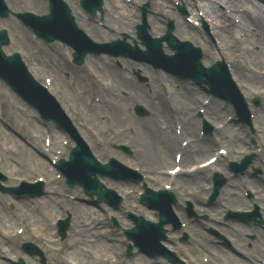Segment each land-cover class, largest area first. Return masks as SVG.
<instances>
[{
	"label": "rangeland",
	"instance_id": "374dc122",
	"mask_svg": "<svg viewBox=\"0 0 264 264\" xmlns=\"http://www.w3.org/2000/svg\"><path fill=\"white\" fill-rule=\"evenodd\" d=\"M65 1L76 17L75 22L91 37L99 40L98 38L100 37L98 33L92 32L88 27L91 16L81 10L79 0ZM146 1L147 0H143L142 2H140V0H131V3H125L124 0L120 1L119 4L123 8L120 9V11L112 10L109 12L113 18L115 16L117 19L116 22L113 19L108 23L109 31L110 29L111 31H119V33L109 32L111 33L110 37L116 38L121 37L123 33L127 34V30H130L127 27L128 25H130L133 30L134 26L140 22L139 6ZM149 1H151L150 3L152 5V0ZM162 1L164 2V0H153V2L157 3ZM5 3L12 12L31 11L36 14H44L47 13L48 9L46 0H5ZM168 5H171L170 2ZM172 11L175 13H170L172 17H169V19H173L175 27L174 34L179 39L189 40L195 46L200 47L202 51L201 63L203 65L209 66L215 60L220 59L225 60L227 63L224 56L231 53V57L239 59V62H241L239 64H241L243 68V73L239 72L236 74V80L238 81L236 82L246 100L253 94H258L261 99L264 100V96H262L264 93V82L262 81L264 55H262L259 50H255V46L251 47L250 52H241V57L239 58L236 56L239 53L238 45L231 42L232 40L229 39L228 41L226 39L228 43H231V47L228 50H222L220 48V40L222 37H218L210 28L208 29L213 33V37H210L203 27L195 31L190 29L187 30L179 21V17H183L182 13L178 11V14H176L175 10ZM149 12L150 6L146 17L148 33H150L151 36L155 34L163 35L166 30V27L163 29V25L164 23L167 24V22L163 19L161 20V17H155V19L149 17ZM121 13L125 14L127 19L126 17L120 16L119 14ZM120 20L123 22L118 23ZM153 20H155L154 24ZM99 21L101 22L99 16H96L90 23L97 26V22ZM117 23L120 24V26L117 25ZM155 23H157V25ZM158 25L162 30H156L159 34L156 32L152 33L151 31L153 29L155 30L154 27H158ZM0 28H7L10 38V44L4 47V51L8 54L19 52L31 73L39 82L49 84L46 81H51L49 90L56 96L67 114L78 126L80 132L86 136L90 143L97 146L100 144V141H104L103 143H105L104 148L106 151L102 148H97L96 150V155L99 158L106 159L107 156L113 153L111 148L112 143L125 142L126 140L132 141V143L135 144V148L133 147L135 155L129 157L117 152L119 159L121 158V160H124L127 164L140 165V170L144 174L150 173L152 169L153 171L151 173L155 175V178L156 176L158 177L157 180L160 182L161 187L172 183L171 178H159V176H162L159 175V167L164 170L172 169L174 166L173 155L178 148L174 147L169 150L170 162H166L164 158L160 160L155 159L154 161L148 159L147 152L153 151L157 152V154H161L164 151H162L158 145H156L158 149L155 145H151V149H148L150 147L149 139L146 137L145 130L148 131V127H150L151 133L158 135L161 132L157 127L168 123L167 121L160 122L161 120H157L159 116L154 113L153 107L146 105L147 100L142 96L146 92L145 83L140 82L138 78L133 75V72H127L123 68L117 66L115 60L113 61L104 55L97 57L89 56L82 66L73 67L69 63L70 49L67 46L57 41L45 44L40 39H37L31 30L24 26L13 13L8 14L7 18H0ZM102 30L104 32L107 31L105 29ZM263 37L264 36H262L257 43L260 48L264 47ZM133 38L137 39L134 31ZM203 38L205 41L213 44V47L210 45L212 48H209L207 45L203 44ZM214 40L218 48L214 46V42H212ZM163 50L166 53H171V49L167 47V44H163ZM213 51L214 54H211ZM222 52L223 55H220ZM230 58L229 60H233ZM121 64H124V61H121ZM139 67L141 68L139 71L141 76L148 78L149 73L151 74V76H149L150 84L153 79L152 77L155 75H160L164 78L165 85L162 87L165 89H162V87L160 88L162 94H166L167 92H169L167 94H170L171 90L174 89L175 92L172 94L173 103L183 112L182 114L184 116H187L188 113H195L197 110L196 108H199L198 104L197 106L196 104L192 106L194 98H197V100L203 99L204 101L207 98L205 91L201 90L200 93L197 94L196 89H198V86H192L190 84H186V87L184 85L182 86L184 82H180L174 77H169L167 74L152 68L150 65H140ZM143 67L146 68L147 71H144ZM230 70L232 73L234 72L232 67ZM144 73L147 76L144 75ZM241 75L245 78H242L243 76ZM250 76H257L259 78L253 77L250 79ZM139 84H142L141 91L137 87ZM191 87H194V89H190ZM179 93L192 96H190L189 100L187 99V101H184L182 105H180V100L179 103L175 102V99L180 98ZM137 103L145 104L151 111V115L149 114L145 117L148 122L141 121V127L137 120H142L144 118H138L132 110L133 106ZM163 103L165 104L166 110V103L164 101ZM217 107H220L221 110H218V112L215 111L214 116L208 115L207 110L204 114L205 119L209 120L213 125L219 126L220 122H224L225 117L235 116L234 109L231 105L217 100ZM187 109L190 111H185ZM166 111L169 112L168 110ZM34 112L33 109L27 107L19 99H16L8 88L0 84V169L8 176L9 184H14L21 179L31 182L35 181L37 177L43 176L45 177L44 189L46 190V195L42 198L22 201V204H16L15 201L9 197L0 196V264H13L10 262V258H14V256L21 257L25 264H38L39 258L37 256L33 257V255H31L30 257L20 252L19 247L24 242H30L41 250L43 256L46 257L47 264L51 263L50 259L52 257L53 264H62L63 261V264H67V261L74 262L73 264H169L164 258H150L146 257L143 253L134 254L129 260L125 258L124 248L127 244V240L123 235V228L131 227V221L126 217V212L131 211L150 222H157L158 218V212L155 209L148 208L145 203L139 202L136 197L137 192L141 190V184L131 186L125 184L121 186L120 184L104 180L110 188H114L120 194L125 195L126 191L130 188H133V193L131 197L124 198L122 208L118 212L110 210L105 205H100L99 207L92 205L86 202L88 198L82 194L80 188L76 186L74 189L69 190L68 185L63 179L60 180L56 178L57 172L52 169L47 159L39 155L35 150L29 148L4 125V123H7L10 128H14L21 133L22 136L27 138L30 143L42 147L36 144L35 141L38 139L35 140L33 134L37 133L36 135H40L49 128L51 131L52 128H48V126L42 127L39 119L34 120L32 118ZM168 120L171 121V115ZM169 124L173 130L172 123ZM255 126H257V131L262 128V132H260V136L257 139V141H260H258V146H252V150L258 152L261 147H264V115L255 123ZM259 126L260 128L258 129ZM158 128L161 129V127ZM221 131L226 135L225 140H223L225 143L230 145L233 143L236 144V148L233 146L229 147L231 149L233 148L234 152H239L233 155L234 161H239V158L247 154L246 147L249 142V136L251 135L249 134L248 128L246 126H238L237 128L232 124L227 128H223ZM86 132L89 133L90 137ZM50 134L52 135L51 141L55 144V147H52L54 150L58 149L60 151L63 135H57L56 131L55 133L50 132ZM235 134L241 137L238 143ZM43 137L42 135L39 138V142L41 140V145ZM255 137L257 136L255 135ZM210 144L214 147L211 139ZM106 145H108V150ZM138 147L141 148L142 154L138 153ZM229 147L226 148H228L230 154L231 149ZM210 152H207V154L203 156H199L198 159H207L211 155ZM226 157H228V155ZM226 157H224L225 160L222 162L223 164L221 166L210 165L211 167H209L208 170L203 171V179L200 183L190 182L184 184L183 178H175V180H173L172 186L175 187V190H172L173 192L178 191V189L187 192L185 196L178 195L179 199L177 204H183L186 201L185 198L191 200L192 209L199 215V219L190 224L191 219L185 217L186 214L182 209L183 207L176 205L173 211L182 222L183 227H181V231L170 233L167 232L169 231V226L163 227L168 235L162 244L175 252L181 259V264H245L246 262L243 259L239 258L238 255L229 249L230 244L233 251L248 250L249 253L253 252L256 256H264V248L262 247V245H264V230L262 228L244 227V225L239 223H227V225H224L225 223L222 218L228 209L242 210L251 206L252 201H249L248 198L245 197L246 191H251L253 194L254 190L262 187L263 191L261 194L264 195V185L257 181L255 182L254 179L249 178L248 175L239 176L240 178L233 177L227 168L230 159H226ZM262 162L264 163V160H261V162L257 160L256 163L264 168ZM144 169L146 171H144ZM214 170L227 176L228 180L226 185L221 189L216 203L210 206L208 199L212 187L211 174ZM144 176L148 181L149 179L146 178V175ZM148 183L147 185L151 189H156L155 185L151 184L150 180ZM197 183L201 185L199 189ZM203 187L204 192L202 190ZM65 190L67 191L65 192ZM64 192L67 195H75L81 199L84 197L85 201H80L78 199L77 201H72L71 199H67V197L63 196ZM255 197L256 196H254V198ZM254 200L260 205L264 203V201H261L258 194ZM45 204L47 206L44 207ZM45 210H47V214L44 212ZM65 211L72 212L74 217L73 230L69 238L67 237L63 242L52 243L54 236L52 222L58 215H63ZM110 215H115L119 227H113L112 223L108 221ZM188 224H190V226ZM19 229L21 232H19ZM184 232L188 234L189 238H187V240L180 239V236ZM249 232H260L263 237L259 240V243H256V241L250 244L246 236ZM221 236L230 240L231 243L224 242ZM221 240L223 241L222 243ZM217 243H221L222 245ZM225 244H228L229 248L228 245ZM68 248H71V250ZM68 254L69 257L67 256ZM256 262L258 263V261Z\"/></svg>",
	"mask_w": 264,
	"mask_h": 264
},
{
	"label": "bare ground",
	"instance_id": "6f19581e",
	"mask_svg": "<svg viewBox=\"0 0 264 264\" xmlns=\"http://www.w3.org/2000/svg\"><path fill=\"white\" fill-rule=\"evenodd\" d=\"M103 2H104V5H103L104 10L103 11H106V12H105L104 17L102 18L101 21L104 24V26L106 27V26H108V23H110V21H112L113 19L115 22L117 21L116 17L114 16V18H113L109 14V12L112 10L120 11V9H122L123 7H121V5L119 4L120 0H103ZM169 2L171 4V6L174 3L173 0H166L167 4H165V3H152L153 4L151 7L152 10H150L149 17H153V19H155V17H161V20L163 19L164 21H166V19L169 18V16H170L169 12L171 11L170 9H168ZM184 2L186 3V9L188 11V16H187L188 23H189V21L191 22V23H189L190 24V26H189L188 23L185 21V19L184 20L182 19V23L185 25L187 30L193 29V27L200 26V23H199V18H201L200 13L203 14V18L208 22L210 29L212 31H215V33L218 34L219 36L221 35V32L228 33L225 28L229 29V27H231V25H232V27H234L236 29L235 31L232 32V34H230V36H227V34H225V33L223 36H220V37H222L220 40V48L222 50H228L231 47L230 46L231 43H228L226 41V39L229 38L230 40H232L231 42L238 45V52L239 53L236 56L239 58L241 57L240 56L241 52H250L251 47H253L255 44H257L258 41L262 38V36H264V0H196L195 2H194V0H184ZM119 15L122 17H126V19H127V16L125 14L121 13ZM235 18H237V21H236L237 25H235L236 22L235 23L232 22V24H231V21L235 20ZM90 21L91 20H89L88 27L91 29L92 32L98 33V36L102 39L103 38L108 39L110 37V34L107 31L104 32L102 30V28L97 27L96 25L90 23ZM154 21L155 20H153V24H154ZM122 22L123 21L120 20L118 23H122ZM118 23H117V25L120 26V24H118ZM155 24L157 25V23H155ZM165 24L166 23H164V25H163V29L166 27ZM154 28H155V30L153 29L151 31L152 33H155L156 30L157 31L162 30V28L159 25H158V27L155 26ZM118 29H120V28H118ZM156 33H158V32H156ZM242 36H244L245 38H242ZM131 37L133 38V36H131ZM247 37H248V39H247ZM229 39H227V40L229 41ZM203 40H204L203 44L207 45L209 48L213 47V44H211L208 41H205L204 38H203ZM235 41H236V43H235ZM214 46H215V44H214ZM233 46H235V45H233ZM216 47L218 48V46H216ZM256 49L259 50L260 53H262V55H264V47H262V48L256 47ZM207 53H209V52H207ZM211 54H214V51L211 52ZM221 54L223 55V52L220 53V55ZM227 57L230 58L231 53H229L227 55ZM227 57H226V59L229 62L230 66L232 65V67L236 70L237 73H239V72L243 73V68H242L241 64H239V63H241V62H239V59H235V58L231 57L230 59H233V60L229 61ZM254 58H256V57H254ZM133 65H135V64L133 63ZM143 69H144V71L146 70L145 68H143ZM245 74L247 76H249L247 73H245ZM241 76H243V75H241ZM253 77H255L257 79L259 78L257 76H250L249 78L251 79ZM152 78L153 79L151 82V86L153 87V89L157 90V92L155 93V96L158 98L157 104H153L154 102L151 99H149L148 97H145V95H142V94L141 95L144 96L145 99L147 100L146 104L149 103L150 106L153 107L154 113L156 115H158L159 117L164 118L168 124L166 126L163 125L164 126L163 129L158 128L159 126L157 127V129L161 132L158 135L152 134L150 131V127H148L149 132L145 130L146 137L149 139V146L150 147L148 149H151V147L154 145L155 146L158 145L162 149V151H164L161 154H157V152H153V151L147 152L148 159L154 161L155 159L160 160V159L164 158L166 162H170L171 158L169 155V150L174 148V147L175 148L178 147V142H177L178 137L174 134L172 127L169 124L168 119H169L170 113L166 111L167 108L165 110V104L163 103V101H161L162 97H161L159 88H161L164 85L163 77L160 75H157V76L155 75ZM242 78H245V77L243 76ZM186 84H190L192 86H195V83L190 82V81L184 82L182 84V86L184 85L186 87L187 86ZM141 85L139 84L137 86L140 91H141ZM193 88L194 87H191L190 89H193ZM201 90H204L203 87L200 89L199 88L196 89L197 94H199ZM190 96H192V95L179 93L180 98L175 99L176 100L175 102L179 103V100H180V105H182V103L184 101H187V99L189 100ZM172 98H173V96H169L167 98V100H165L164 102L165 103H167L168 101L173 102ZM198 102H199V100H197V98H194L192 106H194ZM207 108H208L207 109L208 115L211 114V112H213L215 110L217 111V102L214 101L213 103L208 104ZM155 110H156V112H155ZM185 111L189 112L190 110L187 109ZM185 114H186V112H185ZM157 120H159V118ZM141 121L142 122L143 121L148 122L147 118H144L142 120H137L138 124H140L139 125L140 127H141V123H142ZM196 122H197L196 118L188 113V117L186 118V126L184 128V134L195 136L194 135L195 134L194 128L196 126ZM221 137L225 140L226 135L222 134ZM196 141H198V140H196ZM207 145H210V140H208V139L204 140L203 142H199L193 146L196 148V150H198L197 152L199 155H203L204 153H206L210 149V147L205 148V146H207ZM156 148L158 149L157 146H156ZM187 152H185L183 157H181V159H182L181 163H183V161H187V160H189V158H191V156H189V154ZM185 173L187 175L184 176V179H183L184 184H187L190 182L200 183V181L202 179L200 175H202V173H199V171L197 169L196 170H187V171H185ZM254 181H257V180L254 179ZM45 206H47V205L45 204L44 207ZM44 212L47 214V210H45Z\"/></svg>",
	"mask_w": 264,
	"mask_h": 264
},
{
	"label": "water",
	"instance_id": "95a60500",
	"mask_svg": "<svg viewBox=\"0 0 264 264\" xmlns=\"http://www.w3.org/2000/svg\"><path fill=\"white\" fill-rule=\"evenodd\" d=\"M52 11H53V14L50 15L49 17L47 16H42V17H35V16H30V15H22V19L25 21V22H31V23H28L30 25H32L34 27V29L36 30V32H38L39 34L43 35L40 30L38 28H36L38 25H39V22L41 23H46L47 21H50V23L52 22L53 24H58V25H61L64 29L69 27L70 25H72V28H75V25L72 24V20L71 18L68 17V10L67 8L65 7H62V9L57 5V2L55 0H52ZM58 7V9H56L55 7ZM61 6V5H60ZM55 8V9H54ZM0 9H1V4H0ZM62 13V15L65 17V15L68 17L69 21H70V24H68L64 17L63 16H60V14ZM65 34L67 35L66 37H62L63 40H65L66 42L68 41H71V40H74L75 39V36H74V33L73 31H66ZM74 36V37H72ZM79 36V35H78ZM46 40H51L52 39V36H49L48 34H46V36L44 37ZM7 42V39L5 38V34L3 32H0V46L4 43ZM6 58V57H5ZM15 57H10V58H6L7 60H5L2 55H1V51H0V64L3 61H5L6 65H5V69H3L1 71V75L3 77H7L10 79V77L16 72V71H19L21 68L17 59H14ZM24 80L22 79H18L17 80V83H14V81H12L10 79V82L15 86L17 87L19 90H24L25 94L27 95V98L29 100H33L35 99V96L32 94L31 91H28L26 88H24L22 86V82ZM31 89V87H30ZM34 103H36L34 101ZM105 192V190L103 191L102 189H96L95 192H91L89 191L90 194H93V193H96L98 195V198H97V202H99L100 200H102V198L100 197L103 193Z\"/></svg>",
	"mask_w": 264,
	"mask_h": 264
}]
</instances>
